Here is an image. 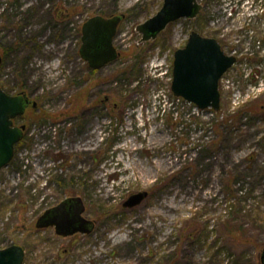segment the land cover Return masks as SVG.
Wrapping results in <instances>:
<instances>
[{
    "label": "rangeland",
    "instance_id": "rangeland-1",
    "mask_svg": "<svg viewBox=\"0 0 264 264\" xmlns=\"http://www.w3.org/2000/svg\"><path fill=\"white\" fill-rule=\"evenodd\" d=\"M197 1L195 18L140 42L137 24L163 0H0V85L37 105L16 116L26 129L0 168V247L22 245V264H261L264 0ZM97 13L124 17L119 56L92 72L78 48ZM194 29L237 57L218 111L170 88ZM139 190L148 197L124 207ZM67 194L84 200L92 232L37 229Z\"/></svg>",
    "mask_w": 264,
    "mask_h": 264
},
{
    "label": "water",
    "instance_id": "water-1",
    "mask_svg": "<svg viewBox=\"0 0 264 264\" xmlns=\"http://www.w3.org/2000/svg\"><path fill=\"white\" fill-rule=\"evenodd\" d=\"M197 0H163L161 8L136 26L140 41L156 38L172 20L195 17L201 9ZM122 13L103 16L91 15L81 24V44L79 53L89 67L99 69L117 59L119 52L114 46V36L123 18ZM183 47L174 50L172 82L170 88L174 95L193 102L200 108L212 107L219 110L220 90L218 81L222 74L235 62L236 57L226 54L221 44L211 36H203L195 29L189 32ZM30 102L24 92L7 93L0 85V168L13 158L14 146L23 136L25 125H14V118L22 115ZM35 106V102L32 101ZM148 197L146 190H139L128 196L124 207L137 206ZM84 203L80 196L67 197L61 202L45 209L36 219V227L54 226L55 232L64 236L75 232H91L93 220L83 216ZM22 245L11 243L0 247V264H22L24 260ZM264 264V246L260 252Z\"/></svg>",
    "mask_w": 264,
    "mask_h": 264
},
{
    "label": "flooded vegetation",
    "instance_id": "flooded-vegetation-1",
    "mask_svg": "<svg viewBox=\"0 0 264 264\" xmlns=\"http://www.w3.org/2000/svg\"><path fill=\"white\" fill-rule=\"evenodd\" d=\"M29 97V99H30V102L27 104V105H31L32 107H36L37 105H36V102L32 99V97L29 95L28 96ZM32 101L33 102H35V106H33L32 105ZM16 119V118H15ZM15 119H14V121H15ZM14 124H15V122H14ZM75 195H78V194H73V195H71V194H67L66 196H64L63 197V199L64 198H67V197H73V196H75ZM78 196H80V195H78ZM81 197V196H80ZM82 199V198H81ZM83 200V199H82ZM83 202H84V200H83ZM85 204V203H84ZM85 212V211H84ZM83 215H85L84 213H83ZM94 221V220H93ZM96 223V221H94V224ZM46 228H52V229H54V226H48V227H46ZM54 231H55V229H54ZM77 233H81V232H75L74 234H72V235H69V236H74L75 234H77ZM59 235V234H58ZM60 237H66V236H62V235H59Z\"/></svg>",
    "mask_w": 264,
    "mask_h": 264
},
{
    "label": "trees",
    "instance_id": "trees-1",
    "mask_svg": "<svg viewBox=\"0 0 264 264\" xmlns=\"http://www.w3.org/2000/svg\"><path fill=\"white\" fill-rule=\"evenodd\" d=\"M68 10H69V9H68ZM76 10H77V9L73 7V8L70 10V12H71V13H74ZM63 14H64V13H63ZM64 15H66V13H65ZM90 70H91L92 72H95V71H96L95 69H90ZM23 88H25V86H24V85H21V89H23ZM23 90H24V89H23ZM77 95H78V94H77ZM77 95H76V96H77ZM76 99H77V101H75V104H76L77 106L83 104V98L79 97V99H80L81 101L78 99V97H77ZM79 101L82 102V103H80ZM74 107L77 108L76 106H74ZM60 184H61V183H60ZM66 184H67V183H66ZM64 185H65V184H64ZM172 257H173V254H172Z\"/></svg>",
    "mask_w": 264,
    "mask_h": 264
},
{
    "label": "built area",
    "instance_id": "built-area-1",
    "mask_svg": "<svg viewBox=\"0 0 264 264\" xmlns=\"http://www.w3.org/2000/svg\"><path fill=\"white\" fill-rule=\"evenodd\" d=\"M240 15H242V17H243V14H242V13H240L239 16H240Z\"/></svg>",
    "mask_w": 264,
    "mask_h": 264
},
{
    "label": "bare ground",
    "instance_id": "bare-ground-1",
    "mask_svg": "<svg viewBox=\"0 0 264 264\" xmlns=\"http://www.w3.org/2000/svg\"><path fill=\"white\" fill-rule=\"evenodd\" d=\"M144 128V127H143ZM130 147V146H129ZM128 148V147H127Z\"/></svg>",
    "mask_w": 264,
    "mask_h": 264
}]
</instances>
